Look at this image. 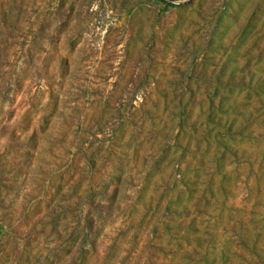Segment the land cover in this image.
Wrapping results in <instances>:
<instances>
[{"label": "rangeland", "instance_id": "rangeland-1", "mask_svg": "<svg viewBox=\"0 0 264 264\" xmlns=\"http://www.w3.org/2000/svg\"><path fill=\"white\" fill-rule=\"evenodd\" d=\"M0 264H264V0H0Z\"/></svg>", "mask_w": 264, "mask_h": 264}]
</instances>
